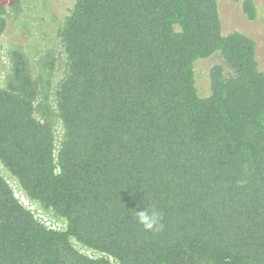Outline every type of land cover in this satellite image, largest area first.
<instances>
[{"label": "trees", "instance_id": "obj_1", "mask_svg": "<svg viewBox=\"0 0 264 264\" xmlns=\"http://www.w3.org/2000/svg\"><path fill=\"white\" fill-rule=\"evenodd\" d=\"M240 9L257 16L253 0ZM58 37L62 140L56 147L36 118L38 85L12 49L0 81V163L66 226L37 220L0 174V264H264L256 41L223 33L217 0H73ZM214 54L229 73L211 66L202 94L195 65ZM144 205L163 214L159 233L137 224L133 210Z\"/></svg>", "mask_w": 264, "mask_h": 264}, {"label": "rangeland", "instance_id": "obj_2", "mask_svg": "<svg viewBox=\"0 0 264 264\" xmlns=\"http://www.w3.org/2000/svg\"><path fill=\"white\" fill-rule=\"evenodd\" d=\"M241 1L217 0L222 31L227 34L239 30L253 38L257 43L259 68L264 72V0H253L257 8V16L253 21L243 15L240 9ZM72 3L73 0H21L20 7L15 12L11 6L12 0H0V8H5L7 20L6 30L0 36V81L4 84L10 75L9 52L12 49L23 51L38 85L36 118L42 124L51 125L56 147L62 140L63 128L56 111L55 96L67 73V62L58 37V29ZM51 61L54 64L49 76L46 70ZM215 64L226 68L219 54L199 60L195 65L196 83L202 94L208 91L207 73ZM225 71H228L227 68ZM0 174L9 181L16 196L37 220L52 229H65V221L54 211L44 209L37 202L25 197L1 163ZM76 247L88 256H97L79 245Z\"/></svg>", "mask_w": 264, "mask_h": 264}, {"label": "clouds", "instance_id": "obj_3", "mask_svg": "<svg viewBox=\"0 0 264 264\" xmlns=\"http://www.w3.org/2000/svg\"><path fill=\"white\" fill-rule=\"evenodd\" d=\"M137 224L146 232L159 233L163 230V214L155 207L144 205L140 210H133Z\"/></svg>", "mask_w": 264, "mask_h": 264}]
</instances>
